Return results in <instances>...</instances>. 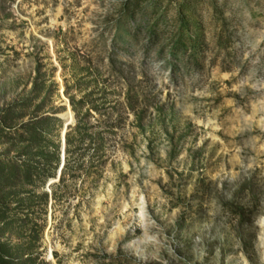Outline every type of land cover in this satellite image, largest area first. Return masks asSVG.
<instances>
[{"label": "rangeland", "instance_id": "rangeland-1", "mask_svg": "<svg viewBox=\"0 0 264 264\" xmlns=\"http://www.w3.org/2000/svg\"><path fill=\"white\" fill-rule=\"evenodd\" d=\"M123 15L135 42L114 36ZM63 49L91 56L102 78L117 54L133 75L138 129L128 114L102 167L57 189L64 196L48 207L41 258L264 264V0H0V163L25 145L4 110L25 99L39 58L56 67L51 105L62 110L47 115L63 124L48 137L61 145L73 115L55 60Z\"/></svg>", "mask_w": 264, "mask_h": 264}, {"label": "trees", "instance_id": "trees-1", "mask_svg": "<svg viewBox=\"0 0 264 264\" xmlns=\"http://www.w3.org/2000/svg\"><path fill=\"white\" fill-rule=\"evenodd\" d=\"M127 17L130 16L123 15L116 20L114 36L118 39L125 32L129 40L135 42V30L124 29ZM62 44L66 46L65 38ZM191 45L193 49L196 47L195 40ZM62 51L66 52L63 57L55 51V60L60 67L63 95L74 122L66 128L64 163L57 181L49 185V192L44 188L50 180H56L61 145L58 135L56 139L48 135L53 125L61 127L63 124L57 117L47 115L62 110L51 105V97L57 90L52 80L56 67L47 69L46 64L37 59L24 83L29 85L27 96L4 110L6 116L10 115L5 124H19L22 130L15 140L26 141L23 147L14 150L13 161L0 163V264H50L41 258L39 249L48 207L53 208L64 196H58L57 189H65L70 181L102 167L109 156L108 141L115 139L128 114L134 117L131 126L138 129V93L130 87L133 75L120 67L117 54L112 53L108 58L109 72L102 78L91 56L81 55L78 50ZM109 76L126 86L124 92L116 93L110 88ZM26 116L29 119L22 123ZM12 144L13 141L10 148ZM7 185L9 187H5Z\"/></svg>", "mask_w": 264, "mask_h": 264}, {"label": "water", "instance_id": "water-1", "mask_svg": "<svg viewBox=\"0 0 264 264\" xmlns=\"http://www.w3.org/2000/svg\"><path fill=\"white\" fill-rule=\"evenodd\" d=\"M69 106V105H68ZM69 112L71 113V110H69ZM73 115L71 114V119L68 120V117H67V120L65 122V125H64V128H63V132H62V135H61V146H60V152H59V155H60V159H61V166L59 168V171H58V176L60 174V169L64 163V147H65V144H64V135H65V131H66V128L68 125L71 124V122L73 121Z\"/></svg>", "mask_w": 264, "mask_h": 264}]
</instances>
